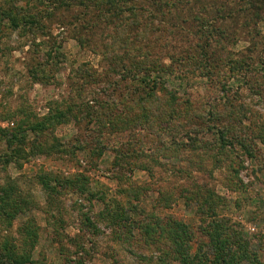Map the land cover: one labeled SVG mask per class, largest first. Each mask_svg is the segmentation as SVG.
<instances>
[{
	"label": "rangeland",
	"instance_id": "374dc122",
	"mask_svg": "<svg viewBox=\"0 0 264 264\" xmlns=\"http://www.w3.org/2000/svg\"><path fill=\"white\" fill-rule=\"evenodd\" d=\"M40 1L48 2L0 0V130L13 131L26 114L38 121L71 107L78 113V104L117 103L133 90L117 70L157 62L174 66L173 75H161L177 95L181 126L158 118L150 127H135L118 114L115 126H97L77 114L54 130L64 151L32 154L27 145L29 157L21 165L3 161L10 149L0 141V183H14L26 209L12 222L0 217V250L6 241L18 244V253L27 251L37 264H179L160 234L146 240L135 226L132 248L113 237L103 211L106 204L119 203L136 225L167 217L183 221L194 233L190 251L200 247L208 264H224L201 229L212 218L196 212L195 200L185 203L184 188L201 200L212 197L217 219L241 233L240 245L226 242L229 256L236 257L227 264H264V20L240 0H163L156 9L147 0H129L138 21L106 13L103 0H52L51 6ZM13 6L41 18L45 31L12 27L7 13ZM185 53L195 54L190 64L197 55L211 57L212 64L229 56L248 62L241 72L220 71L234 105L242 109V123L233 122L232 144L223 153L213 129L191 125L194 112L225 95L197 68L179 63ZM25 134L33 140L32 130ZM78 142L85 147L73 146ZM95 147L102 153H93ZM41 173L81 175L86 194L59 184L52 192L40 182ZM29 228H36V239L22 238Z\"/></svg>",
	"mask_w": 264,
	"mask_h": 264
},
{
	"label": "trees",
	"instance_id": "16d2710c",
	"mask_svg": "<svg viewBox=\"0 0 264 264\" xmlns=\"http://www.w3.org/2000/svg\"><path fill=\"white\" fill-rule=\"evenodd\" d=\"M30 0H26L29 2ZM48 2H41L44 5L51 6ZM102 1V0H101ZM126 6V10L121 9V0H103L107 7V12L113 14L114 16L118 15L119 18L132 19V21H138V14L134 13L137 11L133 5L128 3L129 0H122ZM152 5V8H159V5L163 0H147ZM247 7L253 9L254 14L258 16L259 19L264 20V1L262 0H240ZM174 1L169 2V5H174ZM69 5V4H68ZM22 11V16L15 14V12ZM128 15H125L126 12ZM152 9L145 11L147 14L151 15ZM26 8L22 7H11L9 13H7L8 20L12 27L22 26L24 28H33L37 27L42 29L43 21L41 18L36 15L28 14L26 16ZM19 16V17H17ZM127 16V17H126ZM141 32V31H140ZM195 55V54H194ZM190 53H185L183 58L179 59V63L184 62L186 65H191L195 67L193 71L199 70L202 72V75L207 76L211 79L212 83L215 85H220V91L223 92L224 97H219L215 103L210 104L209 109H205L203 112H194L193 118V127L195 129L197 126L204 127L208 129H213L214 133L217 136V142L220 145L221 153L225 152V148L228 144H232L230 137L231 127L236 124L242 123L241 111L242 109L235 106L231 95L228 93V89L225 86L226 81L224 78L220 79V74L222 69H226L230 74H234L236 71L241 72L244 66L248 62L242 58L232 59V57L227 58H217L216 63L212 64L211 57H206L201 59L200 55L198 60H194L193 64L188 63V61L194 57ZM196 57V56H195ZM195 59V58H194ZM176 60V59H175ZM203 60V61H202ZM125 65L122 69L117 70L116 74H120L122 79H129L130 85L132 86V91L124 96L120 95V101L115 102H98L95 104H78L74 108L78 109V113L73 111L71 107L68 112H54L50 113L48 116L40 120H31L32 118L29 114H26L21 122L17 125L13 131H8L7 129L0 130V141H5L8 143L10 152L5 154L3 161L9 163L11 161L15 162L17 165H21L29 155L26 153L25 147L29 145L32 150L31 153H47L53 154L56 152L64 151V143L59 142L57 137H55V128L60 122H64L69 118H76L80 115V118H88L90 121L94 120V123L97 126H104L105 123L115 126L118 123L116 114L122 116V119L128 120L130 124H134L135 127H150L152 123L160 118L162 122H166L170 125L181 126L179 117H182L179 111L176 112L175 106H178L177 95L167 90L166 85L164 84L163 76L161 73L172 74V64H164L157 62V66L154 64L148 65L144 64L143 66L138 67L136 63L133 65ZM187 67V66H186ZM219 77V78H218ZM115 90V88L113 89ZM169 97H168V96ZM96 102V101H95ZM188 103H190L188 101ZM106 107V108H103ZM121 107V113H115V110ZM219 108V109H218ZM67 113H71L69 116ZM188 114L186 111L184 112ZM79 114V115H77ZM196 114V115H195ZM196 116V117H195ZM157 117V118H156ZM80 118L78 120H80ZM155 119V120H154ZM232 120V122H230ZM195 121L197 123H195ZM236 122V123H233ZM30 129L34 132V138L32 141H27V135L25 130ZM135 129V128H134ZM169 131H175L167 127ZM181 129V128H180ZM191 129V128H190ZM142 130V129H141ZM49 136L48 138L45 137ZM44 137L46 138L44 140ZM54 139V140H53ZM98 144L100 142H97ZM73 146L83 148L85 147L84 143L78 142L74 143ZM74 147V148H75ZM120 150H117V153ZM93 153H102L100 148H94ZM2 159V157H1ZM0 159V160H1ZM40 182H42L45 187L52 192H54L57 184L61 187H75L81 195H85V182L84 177L81 175H76L74 177L61 176H48L46 173H41ZM11 179V178H10ZM183 197H185V203L189 206L192 200H195L197 204L196 212L201 214L202 217L212 218L208 223H202L201 229L204 233L208 234L211 237V244L213 249L216 251V257L219 260H222L224 264L231 262L236 258H232L226 251V242H236L239 245L241 241V233L235 231L234 228L228 227L225 225V221L222 219H217V203L214 202V199L210 196H201V199H198V194L181 190ZM122 192L132 193L135 192V189L124 188ZM181 193V194H182ZM93 194V193H92ZM88 195V194H87ZM171 202V201H170ZM171 203H169L170 205ZM168 205V204H167ZM106 208L103 211V220L109 228L112 229L114 235L113 237L118 238L119 241L127 244L128 248H132L131 240L134 238V228L137 226V229L140 233L146 238V240H153L157 235L165 237L168 240V245L171 248L173 256L179 261V264H208L209 257L202 248L192 253L189 249V241L193 238V231L191 228L181 220H178L174 217H167L166 221L163 222V218H156L157 221L154 223L148 222L144 225H136L137 223L127 212V208L119 203L112 204L108 203L105 206ZM26 209L24 207V197L22 193L18 190L14 183L9 181L5 185L0 183V217L7 218L8 221L12 220L20 212H24ZM87 221L90 222L93 230H97L94 222L90 221V218L87 216ZM152 223V224H151ZM31 226V225H30ZM22 238H31L36 239L37 232L36 228H29L24 233H22ZM229 239V240H228ZM160 240V239H158ZM18 244L5 242L4 246L0 250V264H37L36 260L27 253H18ZM81 249L85 251L84 247L81 246ZM159 252L162 249H158ZM223 252V254H220ZM227 252V253H226ZM140 256L142 254H139ZM241 256V255H240ZM215 257V258H216ZM227 262V263H226ZM215 263V262H214ZM42 264V263H40Z\"/></svg>",
	"mask_w": 264,
	"mask_h": 264
}]
</instances>
